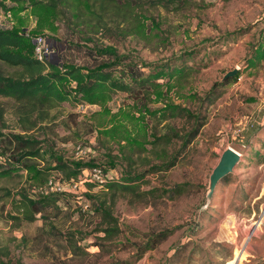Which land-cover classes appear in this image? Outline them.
<instances>
[{"label": "rangeland", "instance_id": "374dc122", "mask_svg": "<svg viewBox=\"0 0 264 264\" xmlns=\"http://www.w3.org/2000/svg\"><path fill=\"white\" fill-rule=\"evenodd\" d=\"M35 1L0 0V28L22 29L32 40L43 36L55 50L50 61L61 68L64 63L83 70L103 62L119 68L129 61L163 63L196 50L189 59L194 70L172 81L171 88L161 80L162 93L150 98L119 92L100 104L71 102L54 110L47 123L55 131H46L42 144L52 166L58 158L91 162L122 179L127 171L179 160L168 171L148 175L137 188L139 193L153 190L150 194L116 191L107 184L63 193L60 211L48 212L49 223L42 228L41 219L20 228L8 219L14 201L6 190L36 192L37 183L26 172L0 178V264H264V0H182L185 5L175 8L141 4L135 15H119V26L101 32L47 17ZM236 68L223 95L213 104L204 102L212 86L224 83ZM8 101L0 98V105ZM171 106L206 122L187 146L184 137L192 125L188 117H172ZM8 109L7 119L18 131L10 104ZM172 127L181 137L153 148L155 136ZM229 146L242 159L206 206L209 176ZM177 185H182L180 194L170 198L167 190ZM97 199L112 208L122 228L102 251L95 245L102 223L88 207ZM51 223L62 234L74 232L87 257L71 253ZM164 230L171 235L137 259L136 247Z\"/></svg>", "mask_w": 264, "mask_h": 264}, {"label": "trees", "instance_id": "16d2710c", "mask_svg": "<svg viewBox=\"0 0 264 264\" xmlns=\"http://www.w3.org/2000/svg\"><path fill=\"white\" fill-rule=\"evenodd\" d=\"M141 4L165 8L185 5L182 0H36L34 5L44 11L47 17L65 19L69 26L74 25L79 28L83 25L84 31L89 29L101 32L111 31L115 24L119 26V15L125 17L135 15L137 6L142 7ZM195 53L196 50H191L180 58L163 63L129 61L123 63L121 68L117 64L104 62L87 70L73 63H64V67L61 68L52 61L39 60L35 56L32 39L22 29L0 28V98L9 100L0 105V178H7L12 173L26 172L27 177L37 183L33 187L39 188L36 192L23 189L16 194L6 190V196L14 201V208L8 215L12 225L20 228L24 223H33L38 219L44 221L41 228L48 225V212L60 211L59 196L63 195L60 192H43L42 189L48 179L56 173L63 181L70 182L84 169L93 167L91 162L85 163L66 158H58L52 166L43 156L42 144L46 139V131H55L52 124L47 123L51 122L54 110L71 102L84 105L100 104L104 98H110L119 92L136 94L143 92L149 98L152 94L160 95L164 84L161 80L165 79V83L171 88L172 81L184 79L192 73L194 66L189 64V59ZM4 66L7 68L5 69ZM232 79L228 77L224 83L214 84L203 101L208 104L215 103ZM69 82L76 84L70 86ZM8 104L12 107L18 131L11 127L7 119ZM171 107L172 117L185 116L190 120L192 127L184 137V146H187L198 136L206 122L201 120L204 119L203 117L185 108ZM175 137H181V134L172 127L166 134L155 136L152 142L153 148H157L160 144L170 145L174 143ZM178 160L177 157H172L168 163L153 165L148 170L127 171L124 178H111L105 184L109 189L136 193L138 196L143 193L150 194L153 190L142 193L136 191L140 185L146 183L145 179L148 175L168 171L177 164ZM230 176L231 174L226 176L224 181H229ZM88 186L89 191H92L101 185L89 183ZM181 187L182 185H177L168 189L169 197L175 198L179 195ZM87 195L93 200L96 194ZM96 201L97 204L90 203L88 207L90 213L97 215L102 223L96 232L103 235H98L95 243L102 251L108 243L111 244L121 235L122 228L112 208L104 201L99 199ZM49 225L53 234L64 237L71 253L79 257H87L83 255L89 252L78 245L74 232L62 234L53 223ZM171 233V230H164L148 236L143 244L136 247L137 259H141L148 251L156 249ZM108 252L111 253L112 250L109 249ZM107 264L130 263L128 260H119Z\"/></svg>", "mask_w": 264, "mask_h": 264}, {"label": "built area", "instance_id": "2783aa9c", "mask_svg": "<svg viewBox=\"0 0 264 264\" xmlns=\"http://www.w3.org/2000/svg\"><path fill=\"white\" fill-rule=\"evenodd\" d=\"M35 49V56L44 62L50 61L55 54V50L49 46L47 40L43 36H36L32 40ZM82 151V150H80ZM241 154V153H240ZM107 169L102 166H93L84 169L81 174L70 182L62 180L61 176L54 173L43 187V192H75L86 187L89 183L104 185L109 179Z\"/></svg>", "mask_w": 264, "mask_h": 264}, {"label": "water", "instance_id": "95a60500", "mask_svg": "<svg viewBox=\"0 0 264 264\" xmlns=\"http://www.w3.org/2000/svg\"><path fill=\"white\" fill-rule=\"evenodd\" d=\"M238 72V69L230 71L225 75L224 79L233 77ZM242 159V154L235 148L229 146L220 155L217 165L213 168L208 182L206 193V206L210 204L218 184L228 175L233 174L235 168ZM204 206V207H206ZM262 213H264V206Z\"/></svg>", "mask_w": 264, "mask_h": 264}]
</instances>
